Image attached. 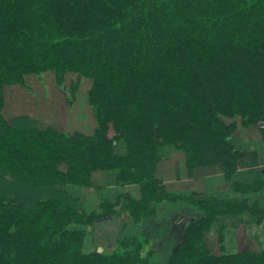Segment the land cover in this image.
I'll return each instance as SVG.
<instances>
[{
    "label": "trees",
    "instance_id": "1",
    "mask_svg": "<svg viewBox=\"0 0 264 264\" xmlns=\"http://www.w3.org/2000/svg\"><path fill=\"white\" fill-rule=\"evenodd\" d=\"M47 71L60 84L68 73L91 79V135L4 119V87ZM237 119L264 121V0H0V264H157L137 236L85 253L84 232L70 226L121 212L140 222L159 203L184 199L154 175L164 146L185 153L190 173L218 165L231 176ZM98 170H117L120 184L140 187V199L84 213L64 187H90ZM185 200L208 215L160 264H264V250L219 256L204 242L214 214L243 210L242 202Z\"/></svg>",
    "mask_w": 264,
    "mask_h": 264
},
{
    "label": "crops",
    "instance_id": "2",
    "mask_svg": "<svg viewBox=\"0 0 264 264\" xmlns=\"http://www.w3.org/2000/svg\"><path fill=\"white\" fill-rule=\"evenodd\" d=\"M46 89L25 93L18 85L5 87L3 117L10 121L16 116H29L38 122L40 129L51 128L69 134L93 133L95 119L86 101V91H77L70 104L71 99L64 92L53 90V87ZM109 135L112 136L113 132ZM229 142L239 153L236 170L229 178L217 165L198 167L190 173L183 151L162 147L154 175L170 194L184 199L159 203L154 215L139 223L121 212L117 217H103L87 225L72 224L71 229L84 232L83 251L111 252L119 241L137 236L150 245L146 251L151 250L152 263H165L182 242L186 227L194 216L185 199L197 194L205 198L242 202L245 209L256 204V208L264 210V121L244 125L237 119ZM114 149L119 156L127 153L125 144L120 141L114 143ZM117 176V170H98L90 176V187L67 185L64 189L78 200L86 214H103L104 206L107 208L109 205L118 211L127 204L124 197L140 199L141 189L136 184H120ZM246 226L247 229L244 228ZM205 241L212 244L210 249L214 251L220 242L227 252L239 251L243 241L264 242V223L257 224L247 213L232 218L221 216L206 233Z\"/></svg>",
    "mask_w": 264,
    "mask_h": 264
},
{
    "label": "rangeland",
    "instance_id": "3",
    "mask_svg": "<svg viewBox=\"0 0 264 264\" xmlns=\"http://www.w3.org/2000/svg\"><path fill=\"white\" fill-rule=\"evenodd\" d=\"M78 77L79 76L77 74H75V73H68L67 75H65L64 81L60 84L58 82V80H56L55 73L53 71H47V72H45L40 77H38L36 75H33V74L27 75L25 77V79H24V83L22 85H18V86H20V88L22 90H24L25 93H33L35 90H38V89L45 90L46 88H49V90H50V88L53 87V90H58L60 92H64L68 96V98L71 99V97H70L71 83L72 82L74 83L76 80H78ZM90 85H91V79L85 78V77H79V85H78V90L77 91L78 92H80L81 90H84V92L86 91V101H87V91L89 90ZM8 86H12V85H8ZM5 87H7V86H5ZM46 90H48V89H46ZM77 91H76V93H77ZM76 93H75V97H76ZM3 96H4V89H3ZM72 101H74V99H71L69 101V103L71 104ZM4 104H5V99H4ZM37 124H38V122H37ZM38 127H39V125H38ZM164 147H168V146H164ZM169 147H172V146H169ZM200 167H203V166H200ZM196 168H198V167H196ZM222 172H223V170H222ZM225 177H227V176L225 175ZM196 198H199V197L196 196ZM180 199L183 200L182 198H180ZM174 201H176V200H174ZM188 203L192 207V210H193L192 212H193L194 216L190 220V222L188 223V225L186 227V230H185V233H184V237H183L182 242L185 239V236H186V233H187L188 228H190V224H192L194 221L199 220V219H206V217L208 215V214H206L207 211H205V209H203L202 207H200L202 205L199 206L198 204L195 205V204L190 203V202H188ZM256 207H257L256 204H252V206H249V208L243 209V210H241L242 208H231L230 207L228 209V211H226V212H223V213H219L218 212L217 214H214V216H213L211 222L209 223L208 228H207V230H206V232L204 234V240H205L206 233L209 231L210 227L213 225V223L215 222V220L218 219V218H220L221 216L232 218V217H236L238 215L246 214L247 213V214L251 215L252 217H254L255 222L257 224L264 223V210L258 209ZM135 223H139V222H135ZM84 225H87V224H84ZM244 228L247 229L248 227L246 226ZM219 238L221 239V237H219ZM246 238H248V237H246ZM83 240H84V235H83ZM250 240H252V238H250ZM204 242H205L207 248L213 254L219 255V256L222 255V254H234V253H238V252H242V251H251V252L258 253V252L264 250V242H259V241H256V242L251 241V242H246V243H243L244 242L243 241L241 243V245H240V248H242V250L235 251V252H227V250L224 249L223 243H221V242L218 244L217 250L214 251V250L210 249V246H212V244H208L207 241H204ZM144 243H145V241H144ZM82 245H83V243H82ZM179 245L176 248H178ZM146 248H150V245L145 243L142 254L143 255L147 254L148 257H149V260L151 261V259H150L151 250L148 249V251H146ZM173 251L171 252V254L173 253Z\"/></svg>",
    "mask_w": 264,
    "mask_h": 264
}]
</instances>
